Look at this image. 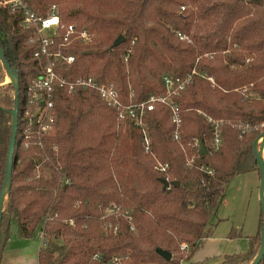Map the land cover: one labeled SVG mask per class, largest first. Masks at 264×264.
Wrapping results in <instances>:
<instances>
[{
  "label": "trees",
  "instance_id": "1",
  "mask_svg": "<svg viewBox=\"0 0 264 264\" xmlns=\"http://www.w3.org/2000/svg\"><path fill=\"white\" fill-rule=\"evenodd\" d=\"M20 1L39 16L57 4L64 24L89 32L85 44L58 47L73 55L70 64L54 66L67 79L90 75L112 85L122 103L163 94V76L189 79L173 97L176 140L165 106L144 114L149 153L139 128L92 90L55 88L54 122L37 134L26 124L23 102L44 59L34 57L38 42L21 26L20 7L0 6V48L16 74L18 101L0 255L13 221L19 237L42 234L38 264H193L228 180L258 174L251 142L264 123V0ZM118 35L122 41L110 47ZM2 69L0 63V77ZM12 98L13 87L0 84V184ZM204 115L221 121L216 149ZM156 161L168 168H155ZM260 223L261 215L245 252L218 264H248L259 247ZM257 264H264V253Z\"/></svg>",
  "mask_w": 264,
  "mask_h": 264
},
{
  "label": "built area",
  "instance_id": "2",
  "mask_svg": "<svg viewBox=\"0 0 264 264\" xmlns=\"http://www.w3.org/2000/svg\"><path fill=\"white\" fill-rule=\"evenodd\" d=\"M0 6L10 8L20 7L22 16L21 26L31 29L32 39L35 38L38 42V50L34 53V57L38 59L43 57L44 59L40 74L31 79L27 85L23 102V115L27 120L26 124H33L37 134L48 132L54 122L53 90L55 88H66L70 91L77 89L92 90L100 101L116 110L119 119H130L133 125L137 126L140 130L141 145L144 153H149L150 148L148 128L143 121V116L158 105L165 106L168 109V119L173 125L171 139H177L179 126L178 106L173 97L184 88L185 83L189 79V74L182 78L163 76V94H149L143 100L137 102L129 100L127 103H122L118 92L110 84L98 82L90 75L67 79L55 71V65L61 63L70 64L73 60L72 54L64 55L58 50V47H65L72 42L85 44L90 40V34L86 28H76L73 24H64L60 20L56 4L51 3L47 5L45 13L42 16L35 15L20 0H0ZM190 74H195L194 69L191 70ZM206 79L210 83L213 82L211 77H206ZM204 118L212 127L211 146L213 149H216L220 144L219 126L221 125V121L207 115H204ZM262 127H264L262 123L257 127L255 126L260 131L263 129ZM196 144L197 140H194L193 145L195 146ZM188 163L186 162V164ZM155 168L163 171L165 168H168V165L156 161ZM38 235L40 244H43L44 239L42 234L39 233Z\"/></svg>",
  "mask_w": 264,
  "mask_h": 264
},
{
  "label": "crops",
  "instance_id": "3",
  "mask_svg": "<svg viewBox=\"0 0 264 264\" xmlns=\"http://www.w3.org/2000/svg\"><path fill=\"white\" fill-rule=\"evenodd\" d=\"M249 173L255 175V178L254 176L251 177L253 180L256 179V188L258 174L255 170ZM214 229L209 236L198 241L190 258L191 263L218 264L225 255L242 253L247 250V239H242L240 232L231 229V232L228 231L221 237L214 235ZM40 245L38 234L35 233L28 238L19 237L15 223L10 221L7 239L1 250L0 264H38L37 253Z\"/></svg>",
  "mask_w": 264,
  "mask_h": 264
},
{
  "label": "rangeland",
  "instance_id": "4",
  "mask_svg": "<svg viewBox=\"0 0 264 264\" xmlns=\"http://www.w3.org/2000/svg\"><path fill=\"white\" fill-rule=\"evenodd\" d=\"M7 82L8 76L2 69L0 84H7ZM261 155L264 160V145ZM251 176L255 178V175L249 172L237 174L226 183L222 200L210 217V230L213 231L217 225L214 235L223 237L225 233L235 229L236 232H240L242 239H247L258 232V217L261 207L257 187L255 188L256 179L253 180Z\"/></svg>",
  "mask_w": 264,
  "mask_h": 264
},
{
  "label": "water",
  "instance_id": "5",
  "mask_svg": "<svg viewBox=\"0 0 264 264\" xmlns=\"http://www.w3.org/2000/svg\"><path fill=\"white\" fill-rule=\"evenodd\" d=\"M123 37L118 35L111 43L110 47L119 44L122 41ZM0 63L3 67L4 72L8 76V82L13 87V98H12V107L7 110L8 114L10 115V134L7 142L6 147V155L3 167V176L2 181L0 184V219H1V207L2 201L6 195L9 186V178L11 172V165L13 160V147H14V139L16 133V126H17V78L16 74L7 64L3 52L0 48ZM257 145H259L257 147ZM264 145V128L259 132V134L252 140L251 142V150L253 153V157L256 163V167L258 170V184H257V193H258V200L260 203V215H261V223L259 228V247L255 257L248 263V264H257L263 253H264V160L262 158V148ZM199 152L200 154L205 153V149L202 144H199ZM174 185L177 183L174 182ZM169 183L166 180L162 181V188H167ZM157 253L163 257L164 259L170 258V253L165 250L156 249Z\"/></svg>",
  "mask_w": 264,
  "mask_h": 264
}]
</instances>
